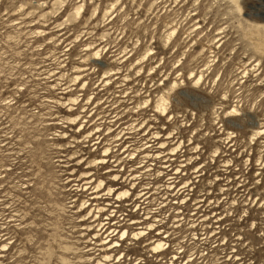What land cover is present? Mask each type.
Instances as JSON below:
<instances>
[{
    "label": "rangeland",
    "instance_id": "rangeland-1",
    "mask_svg": "<svg viewBox=\"0 0 264 264\" xmlns=\"http://www.w3.org/2000/svg\"><path fill=\"white\" fill-rule=\"evenodd\" d=\"M106 145L136 188L94 201ZM118 259L264 264V0H0V264Z\"/></svg>",
    "mask_w": 264,
    "mask_h": 264
},
{
    "label": "bare ground",
    "instance_id": "bare-ground-1",
    "mask_svg": "<svg viewBox=\"0 0 264 264\" xmlns=\"http://www.w3.org/2000/svg\"><path fill=\"white\" fill-rule=\"evenodd\" d=\"M98 53V52H97ZM103 76H104V73H103ZM101 77V76H100ZM72 78V77H71ZM75 79H78V78H75ZM102 82V81H101ZM102 84H104V83H102ZM82 85V84H81ZM106 85V84H105ZM75 97V96H74ZM76 99H74V101H75ZM112 105V104H111ZM121 105V104H120ZM119 105V106H120ZM100 107V106H99ZM119 108V107H118ZM91 111V110H90ZM89 112V111H88ZM77 115V114H76ZM115 116V115H114ZM117 118V117H116ZM68 119V118H67ZM74 119V118H73ZM73 119H71V120H73ZM117 120V119H116ZM120 125L121 124H119V125H117V126H115L113 129H110V127L112 126V124H111V126L109 125V126H107V128L106 129H108V135L111 133V132H113V131H115L116 130V133L113 135V140L111 141L112 143H114L113 144V148L114 147H117L118 145H120L121 144V142L123 141L122 139H124V138H127V136L126 137H123L126 133H123V128H120ZM97 126V125H96ZM122 126V125H121ZM98 127V126H97ZM129 128V127H128ZM130 128H132V127H130ZM129 128V129H130ZM92 129V128H91ZM92 130H94V129H92ZM97 130H95V132H96ZM90 132V131H89ZM110 132V133H109ZM158 134V133H157ZM96 135V134H95ZM92 136H94V135H92ZM87 137V136H86ZM85 137V138H86ZM98 137L99 136H97V137H95V142H93V146H94V144L96 145V148H97V146L99 145V144H101L102 143V145L104 144L103 143V137L99 140V141H97L98 140ZM90 138V137H89ZM106 138V137H105ZM112 138V137H111ZM105 140V139H104ZM148 146V145H147ZM147 146L145 147V148H147ZM134 147H136V146H133V148H132V150L133 151H136V149L134 148ZM121 148V147H120ZM102 149V148H101ZM110 148H109V145H106V146H104L103 147V149H102V151H101V153L99 154V156H96V157H93L91 160H89V161H87L86 163H88L87 165H88V167L89 166H94L95 164L96 165H98L99 164V166L100 167H104V168H107L106 169V171H105V175H106V177H107V180H106V182L104 183V185L103 186H101V184H102V181H101V179L100 180H94L95 181V184H93V186H92V188H93V199H94V201H98V199L99 198H101V196H99V192L101 191V192H103L102 190H104V192H105V194H107V195H113V194H115V199H117V198H126V196H127V194H128V190L129 189H131V190H133L134 191V189L136 188V174H134L133 172H135V169H131V171L127 174V176H125V173L124 172H120V171H114V169H109V167H110V165L109 166H104V165H106L107 164V162H108V159H107V157H109V155L111 156V157H115V159L113 160V161H116L117 160V158L119 157V154H115L114 155V153H113V155H111V153H112V151L111 150H109ZM118 149H116L115 151H117ZM131 150V149H130ZM144 150V149H143ZM143 150H139L138 151V153H140L141 151L143 152ZM80 151H81V149H80ZM128 152V154H132L133 155V153H131V151H129V150H127V148H125V149H123L120 153H123V152ZM132 151V152H133ZM76 152V151H75ZM100 152V151H99ZM74 154V153H73ZM147 154V151L145 152V154L144 155H146ZM84 156V155H83ZM82 156V157H83ZM138 156V155H137ZM136 154L134 155V156H131L132 157V160H130V161H133L136 157ZM80 157V156H79ZM130 157V158H131ZM81 158V157H80ZM79 158V159H80ZM142 158H143V156H142ZM78 159V158H77ZM85 161V160H84ZM85 163V164H86ZM122 163V162H121ZM121 165V164H120ZM113 166H117V165H113ZM132 166V165H131ZM97 172V171H96ZM96 175V174H95ZM94 175V176H95ZM81 176H83L84 177V179H90L91 180V174L89 173V171H83L82 172V175ZM105 177V176H104ZM129 177V178H128ZM121 179V181H119ZM90 180H88V181H85V183H88L89 185H91L92 184V181H90ZM126 180H128V183H129V187L128 188H125V189H122L121 191H118V189L123 185L122 183V181H126ZM170 184V183H169ZM85 185H87V184H85ZM169 186V185H168ZM141 190H143V189H141ZM103 192V193H104ZM145 193H147V191H145V192H139L138 194H136V196L138 195V198H141L142 197V195H144ZM106 196V195H105ZM135 196V197H136ZM81 205H82V203H81ZM106 205H110L111 206V204H109V203H106L105 205H99V203L97 202L96 204H95V208L94 209H97V211L98 212H105L107 209H108V207L106 206ZM135 205H136V203H135ZM91 209H92V207H90ZM93 209V210H94ZM114 209V208H113ZM110 210V209H109ZM91 210L89 209V211H87V213H89ZM115 211H117V210H115ZM109 212V211H108ZM96 213V212H95ZM94 212H93V214H95ZM110 213V212H109ZM118 213V212H117ZM110 216H112V215H110ZM126 216H131L132 218H130L131 220H129V222H128V224L127 225H125L123 222H122V220H124V217H122L120 220H117V221H112V223H109L110 221H109V217H106L105 215H104V219L101 221V222H99L98 224L100 225V227H99V229H97L98 231H102L101 233H102V235H104V233L106 234L104 237H103V239L102 240H104V239H106L108 236H113V235H117V239L116 240H114V241H112L111 240V238L107 241V242H103L102 241V246H105V248L103 249L104 250V254L102 255V260H104L106 263L108 262V261H110V260H112V259H110V257H111V253L113 252V251H115V249H116V247H118V246H120V243H117L116 241L117 240H119V241H121V240H123L126 236H127V230L128 229H130L129 231H130V235H131V238L132 239H134V240H140L141 238H143V237H145L146 235H148L151 231H150V229L152 228V223H146L145 225H146V227L145 228H147L148 229V231L147 232H143V228L142 227H140V228H138V229H136V227H133V226H136V216H134V215H130V214H127ZM101 217V216H100ZM145 218H147V217H145ZM95 222V221H94ZM98 222V221H97ZM98 225V226H99ZM90 226V225H89ZM97 226V225H96ZM95 235H97V234H95ZM101 236V235H100ZM100 238H102V237H100ZM99 239V238H98ZM101 242V241H100ZM4 245V244H3ZM2 245V246H3ZM146 245H148V243L146 244ZM146 245H145V247H146ZM162 246V242L160 241V240H158V241H156L153 245H151V247H150V250L152 251V252H154V250L155 249H157V248H159V247H161ZM120 256V255H119ZM114 258V257H113ZM100 259H101V257H100ZM99 260V259H98ZM98 260H97V262H98ZM114 262H118V264H120L119 262H120V259H118V260H115Z\"/></svg>",
    "mask_w": 264,
    "mask_h": 264
}]
</instances>
